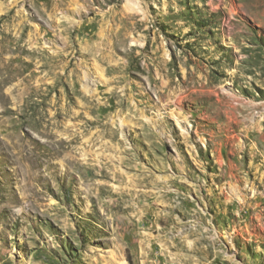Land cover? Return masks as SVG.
<instances>
[{
	"label": "rangeland",
	"instance_id": "1",
	"mask_svg": "<svg viewBox=\"0 0 264 264\" xmlns=\"http://www.w3.org/2000/svg\"><path fill=\"white\" fill-rule=\"evenodd\" d=\"M0 264H264V0H0Z\"/></svg>",
	"mask_w": 264,
	"mask_h": 264
}]
</instances>
